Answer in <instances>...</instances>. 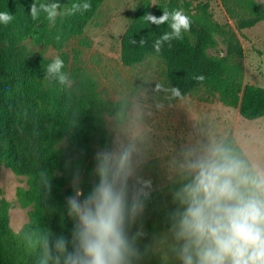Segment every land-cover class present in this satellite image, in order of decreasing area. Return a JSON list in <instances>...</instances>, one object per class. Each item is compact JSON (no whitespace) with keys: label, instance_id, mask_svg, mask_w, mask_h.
Returning <instances> with one entry per match:
<instances>
[{"label":"trees","instance_id":"1","mask_svg":"<svg viewBox=\"0 0 264 264\" xmlns=\"http://www.w3.org/2000/svg\"><path fill=\"white\" fill-rule=\"evenodd\" d=\"M103 1L89 0V9L59 15L53 25L43 12L36 19L29 14L32 3L52 0H0V11H9L14 17L9 24L0 25V167L26 178L27 188L18 190L16 196L21 207L31 208L27 223L15 233L8 225L10 205L0 199V264H38L42 255L40 240L45 233L70 236L73 221L67 216L66 199L73 188L61 173V144L69 138L82 139L84 146L89 142L86 96L79 93L77 84L60 85L48 77L45 69L53 59L29 56L19 43L36 35L44 48L50 46L59 52L64 61L62 71L70 77L69 57L61 49L84 30ZM81 2L59 0L62 12ZM222 4L237 30L264 21V3L222 0ZM190 5L184 0L144 3L121 36L122 65L134 67L148 58H157L164 64L174 99L203 89L223 105L236 108L245 120L263 118L264 88L243 82V50L235 32L212 20L208 4H196L194 13ZM164 9L183 10L191 24L189 30L182 31L181 39L161 40L157 52L155 42L171 28L167 22H146L143 15L159 17ZM199 75L204 79H195ZM223 142L246 159L233 139ZM95 180L81 185L84 193ZM177 183L149 193L137 219L149 234L167 231L166 213L174 206L171 189Z\"/></svg>","mask_w":264,"mask_h":264},{"label":"rangeland","instance_id":"2","mask_svg":"<svg viewBox=\"0 0 264 264\" xmlns=\"http://www.w3.org/2000/svg\"><path fill=\"white\" fill-rule=\"evenodd\" d=\"M165 0H104L84 30L64 43L61 52L69 57L70 84H77L86 96L87 146L82 139L69 138L61 144V173L73 178L79 172L80 187L96 179V154L118 144L134 143L138 148L137 174L150 182L149 193L163 190L178 181L171 164L186 146L234 140L251 165L264 166V117L248 121L236 108L220 103L203 89L174 99L165 79L164 64L148 58L142 64L125 67L120 61V39L137 10L146 2L151 5ZM192 13L196 4H208L212 20L235 32L242 50L243 82L264 88V21L237 30L226 14L222 0H184ZM264 3V0H255ZM29 56L54 59L59 52L44 48L36 35L22 40ZM24 176L0 167V199L5 200L8 225L20 231L28 221L30 207L17 201V191L26 189ZM144 234L138 244L145 249L141 264H169L165 253L166 232L149 234L137 221L132 232Z\"/></svg>","mask_w":264,"mask_h":264},{"label":"clouds","instance_id":"3","mask_svg":"<svg viewBox=\"0 0 264 264\" xmlns=\"http://www.w3.org/2000/svg\"><path fill=\"white\" fill-rule=\"evenodd\" d=\"M89 0L61 11L59 0L32 3L29 14L41 12L51 24L59 15L86 11ZM0 11V25L13 20ZM146 22L168 23L161 40L181 39L191 19L181 9H164L156 17L146 13ZM64 61L56 56L46 67L48 77L67 85ZM195 79L203 80L202 75ZM178 93V90H174ZM138 148L118 144L96 154L95 182L84 193L73 178V194L66 199L67 216L73 221L71 234L45 233L40 240L38 264H141L145 249L138 244L144 233L132 232L142 215L150 187L137 174ZM178 183L171 189L173 207L166 213L169 264H264V166L251 165L228 143L186 146L171 164Z\"/></svg>","mask_w":264,"mask_h":264}]
</instances>
